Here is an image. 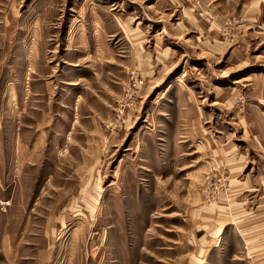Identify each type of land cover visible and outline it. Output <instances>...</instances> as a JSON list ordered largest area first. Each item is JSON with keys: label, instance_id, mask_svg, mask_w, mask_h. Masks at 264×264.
<instances>
[{"label": "rangeland", "instance_id": "374dc122", "mask_svg": "<svg viewBox=\"0 0 264 264\" xmlns=\"http://www.w3.org/2000/svg\"><path fill=\"white\" fill-rule=\"evenodd\" d=\"M0 264H264V0H0Z\"/></svg>", "mask_w": 264, "mask_h": 264}]
</instances>
